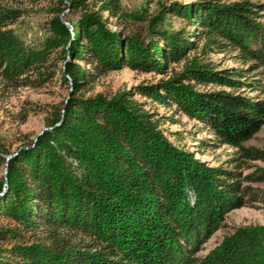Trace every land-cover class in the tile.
Returning a JSON list of instances; mask_svg holds the SVG:
<instances>
[{
  "label": "trees",
  "instance_id": "16d2710c",
  "mask_svg": "<svg viewBox=\"0 0 264 264\" xmlns=\"http://www.w3.org/2000/svg\"><path fill=\"white\" fill-rule=\"evenodd\" d=\"M43 1L53 5L51 37L40 49L25 47L7 29L18 15L0 6V80L15 89L39 88L58 70L69 85L68 97L45 119L46 130L15 153L0 148L6 170L0 264H264V225L238 227L198 256L227 214L264 203V190L244 185L264 182V167L245 177L238 171L264 164L263 149L245 146L264 126V99L240 93L264 94V84L193 57L158 88L136 89L173 102L221 145L236 149L233 170L175 148L131 93L85 95L101 77L124 68L164 74L200 41L203 54L230 50L264 70V25L253 23L246 3L164 8L182 14L195 31L172 28L161 12L148 22L144 40L109 27V19L125 18L121 0ZM191 82L231 91L201 93Z\"/></svg>",
  "mask_w": 264,
  "mask_h": 264
},
{
  "label": "rangeland",
  "instance_id": "374dc122",
  "mask_svg": "<svg viewBox=\"0 0 264 264\" xmlns=\"http://www.w3.org/2000/svg\"><path fill=\"white\" fill-rule=\"evenodd\" d=\"M207 1L221 6L244 2L252 11L253 23L264 25V10L259 7L264 5V0H121L122 15L125 18L109 19V27L145 40L148 22L164 12L166 21L172 28L193 33L194 27L192 28L190 22L181 18L182 14L174 15L164 8H179L184 12ZM52 5V2L43 0H0L1 8L18 15L17 21L7 29H11L23 45L30 49H40L51 37L49 22L52 19L50 13ZM103 17L107 18V13H104ZM74 18L75 15L70 16V19ZM61 20L63 21V16ZM63 23L71 31V26L65 21ZM203 44L204 41L198 42L197 49L190 52L181 62L170 63L164 74L141 73L124 68L101 77L85 95L100 93L108 97L122 92L131 93L146 111L153 113L159 119L161 132L175 148L191 153L195 159L208 166L233 170L237 164L236 149L221 145L203 123L183 114L173 102L166 100L165 103H159L149 97H143L136 90L138 87L146 86L158 88L161 82L179 73L186 61L193 57H197L201 64L209 65L215 70L244 71L243 81L254 85L264 84V70L257 68L254 63H243L237 53L230 50L219 52L216 48H210L203 54L200 51ZM51 57V62L60 68L62 64L58 59L59 56L52 54ZM190 84L194 91L201 93L231 91L216 85H197L194 82ZM160 93L163 94L161 91ZM240 93L264 99V94H259V91L251 92L247 88L242 89ZM68 95L69 85L62 81L58 70L51 82L39 88L15 89L0 80V148L15 153L19 147L41 134L46 130L45 119L50 117L53 107L59 106ZM245 146L264 150V126ZM8 158L10 156H6V160ZM244 167L238 169L242 177L257 172L259 167H264V164L250 163ZM3 172L4 166L0 163V178L4 176ZM244 185L264 190V182L244 183ZM252 203L255 206L237 209L227 214L221 228L202 246L198 256H205L238 227L264 225V203Z\"/></svg>",
  "mask_w": 264,
  "mask_h": 264
},
{
  "label": "water",
  "instance_id": "95a60500",
  "mask_svg": "<svg viewBox=\"0 0 264 264\" xmlns=\"http://www.w3.org/2000/svg\"><path fill=\"white\" fill-rule=\"evenodd\" d=\"M66 27H68L65 23H63ZM9 159V158H8ZM7 159V160H8ZM5 173H6V170L4 169V172H3V174L5 175Z\"/></svg>",
  "mask_w": 264,
  "mask_h": 264
}]
</instances>
